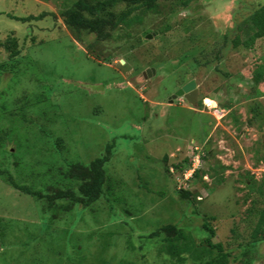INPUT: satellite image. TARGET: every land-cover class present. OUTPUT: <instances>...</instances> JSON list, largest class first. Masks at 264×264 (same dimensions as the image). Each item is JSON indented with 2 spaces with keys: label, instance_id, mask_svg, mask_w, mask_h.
<instances>
[{
  "label": "rangeland",
  "instance_id": "obj_1",
  "mask_svg": "<svg viewBox=\"0 0 264 264\" xmlns=\"http://www.w3.org/2000/svg\"><path fill=\"white\" fill-rule=\"evenodd\" d=\"M218 2L191 0L187 8L177 5L166 19L144 16L123 41L110 39L93 45V36L84 37L81 44L63 25L58 13L69 5L66 0H0V40L10 29L26 47L15 73L4 72L0 78V89L6 90L0 105L7 104V109L0 111V132L13 131L3 136L5 149L12 154L0 149V168H7L17 178L19 173L27 176L30 171L41 174L48 163L58 160L53 152L56 133L66 142L68 160L86 165L102 157L105 146L112 144L113 155L105 168L116 184L112 194H104L95 209H73L53 220L41 202L0 179V229L5 232L0 235L4 243L0 244V264H91L102 245H109L104 255L107 259L121 258V247L126 245L130 230L138 233L176 224L193 232L203 221L202 216L193 214L195 208L217 215L212 242L230 244L229 264L239 263L232 260L240 252L232 244L230 229L236 224L239 233L246 230L240 219L249 204L243 202L248 193L243 177L252 176L256 186L264 178V163L256 165L253 154L257 142L264 143V127L257 130L246 126L248 106L255 100L250 74L264 64V40H256L249 49L233 48L228 36L223 48L224 40L217 36L230 34V28L264 0H227L221 7ZM50 11L56 14L57 22L47 17L29 24L6 17L8 13L23 18ZM161 21L176 29L159 33ZM182 21H193L194 30L185 34ZM26 34L33 35L35 43L31 44ZM187 36L191 40H185ZM206 43L219 46L209 56L220 51V59L185 75L195 82L201 103L189 105L182 98L168 103V96L178 90L181 68L175 64L179 54L190 56L192 46ZM90 44L92 48H87ZM5 58L1 48L0 60ZM22 90L39 98V105L32 112L26 111L30 118L24 123L9 111ZM260 101L264 102V97ZM42 131L49 134L44 136ZM206 152L211 155L208 162L227 167L224 181L213 187L211 179L204 176L213 188L197 189L201 203L191 205L178 191L187 185L194 169L207 168L200 160ZM37 159L38 163L34 161ZM184 159L190 162L189 167L184 162L182 172L171 167ZM165 160L170 174L165 172ZM39 182L42 180L34 183L37 186ZM161 192L164 194L159 195ZM116 198L128 207L131 216L122 213ZM107 200L113 212L108 211ZM256 249L253 264H264V243ZM135 256L137 263L150 257L145 253L144 258ZM154 261L150 257L147 263Z\"/></svg>",
  "mask_w": 264,
  "mask_h": 264
},
{
  "label": "trees",
  "instance_id": "obj_2",
  "mask_svg": "<svg viewBox=\"0 0 264 264\" xmlns=\"http://www.w3.org/2000/svg\"><path fill=\"white\" fill-rule=\"evenodd\" d=\"M66 1L69 2V5L58 13L63 25L68 29L72 38L81 44H83L84 37L93 36V45H98L100 42L110 39H113L115 42H121L130 36V30L134 26L142 23L144 16H159L162 17L161 19H166L165 17L173 12L177 5L187 8L191 2V0ZM226 1L219 0L218 5L220 4L221 7ZM224 8L222 7L221 10H224ZM6 17L29 24L41 22L47 17L53 18L54 22L59 20L56 14L51 11L40 13L37 16L28 15L23 18L14 17L8 13ZM182 22L181 28L185 34H189V32L194 30L195 26L193 21ZM159 24L162 25L159 33H169L176 29V27L174 29L166 21H161ZM186 25H190V27L187 28ZM230 30V34L223 33V35L217 36L224 40L223 44L220 45L223 48L226 47L225 43L228 41V36L231 37L230 44L233 48L241 46L249 49L252 48L256 40H264V2L253 6L247 18L243 19L236 26H232ZM113 33H116L115 36ZM2 34L5 38L0 40V50L2 48L5 51L6 58L0 60V78L4 72H9L10 74L15 73L21 64V58L23 57L22 50L26 48L23 43H20L18 37L13 34L12 30H6ZM27 36H30L31 44L32 42L35 43L33 35L26 34ZM158 37L159 35L155 39ZM184 39L191 40L188 36L187 38L184 37ZM86 46L87 48H92L91 44ZM204 46H199L198 48L192 46L190 48V52L192 51L190 56L188 54L187 56L179 54L175 67L181 68L178 75L180 81L176 89L188 81L185 75L189 71L193 72L198 68L208 67L220 59V51L215 55L212 54V57L209 56V52H213L214 48H218L219 46L213 43L210 46L206 43ZM153 60L157 62L155 57H153ZM183 62L184 65L180 66ZM186 63L187 65H185ZM250 76L253 82L252 93L255 100L248 106L247 112L250 117L246 120V126L249 129L255 128L261 130L264 127V102L260 101L264 97V64L256 67ZM5 94L6 90L0 89V99L4 100L6 97ZM200 100L198 103H201ZM12 103L14 105H11V109L9 110L11 115L14 118L16 117V119L18 118L19 122L24 123L25 120L30 118L26 111H31L34 107L38 106L39 98H32L26 90H22L20 96L15 98ZM6 105H0L1 112H4L5 108L7 109ZM228 107V105L224 106L226 109ZM39 114L43 115L44 113L40 111ZM228 116L234 121L237 119L232 113H229ZM12 132V130L3 133L0 132V149L8 152L10 156L12 153L5 149L4 144L6 138H3V136H8ZM48 134L44 133L43 135L47 136ZM54 135L56 137L53 141V152L58 157V160L55 163H48L41 174L34 175L33 171H30L27 176L26 174L19 173L21 175L17 178L11 175L7 168H0V179L5 184L15 191L29 195L34 200L41 202L43 204V210L49 212L53 220L58 219L63 214L72 213L73 209L84 211L95 209L94 205L104 194L111 195L112 191L116 189H113L116 184L112 183L111 177L107 173V167L105 168V165L113 155L112 149L114 146L112 144L105 146L102 157L96 158L86 165L80 162L69 161L66 154L65 140L56 133ZM42 152L40 150V154L43 155ZM206 153L207 155L205 154L200 157V160L204 166L207 163V168L203 169L201 166H198L194 169L190 178L185 182L187 185H184L178 191L181 199L191 205H196L197 203L200 205L201 203L200 200H197L198 195L195 193L197 189L207 190L210 187L203 180L204 176H208L211 179V185L213 187L220 186L224 181L223 172L227 167L219 163L211 164L208 162L211 161V155L208 152ZM36 154H39V151ZM253 154L256 165L264 163L263 142H257L256 147L253 149ZM34 161L38 163L39 159ZM184 162L189 167L190 161L187 159H184L183 163L171 164V167L180 173L185 168ZM18 165L16 163V167ZM164 169L165 172H170L167 160H165ZM27 177L30 178L31 183L27 181ZM243 178L247 180L244 184L248 189V193L244 196L243 202H249V204L243 210V215L241 214L240 219H242L243 224L245 223L246 230L244 234L239 233L238 225L236 224L230 229L232 244H235L234 247L240 252L239 256L233 257L232 260H238V264H253L257 246L260 243H264V178L257 186L252 181V176H244ZM36 179L42 180V182H39V186H36V183H34ZM44 180H47V182H44ZM213 187L210 188L212 189ZM252 192L257 196L253 197L251 195ZM163 194L161 192L159 195ZM114 201L115 204L122 205L121 211L126 217L131 216L129 215L130 211L128 207L124 208L122 200L117 201L116 198ZM107 202L109 204L108 211L113 212L114 207H110V201L107 200ZM193 214L202 216L203 219L202 224L195 228V232H192L189 227H179L176 224H165L155 229L144 230L138 233L130 230L129 234L127 233L126 245H122L121 247V258L115 257L107 259L104 255L109 245H102V248L100 247V254L99 249L97 252L98 258L91 264H95L96 262L98 264H113V262L115 264H148L147 262H149L150 257H154L155 261L152 262L153 264H161L164 262L167 264H186L187 262L191 264H229L230 251L228 246L231 245L212 242V239L216 236L217 215H211L208 209H204L203 213H200L196 208ZM0 235H5L4 229H0ZM194 235L198 236V238L194 237ZM133 241L136 245H132ZM0 244H4L3 241L0 240ZM95 253H91V255ZM144 253L150 257L147 260L145 258L141 263H137L135 254L142 258Z\"/></svg>",
  "mask_w": 264,
  "mask_h": 264
},
{
  "label": "water",
  "instance_id": "obj_3",
  "mask_svg": "<svg viewBox=\"0 0 264 264\" xmlns=\"http://www.w3.org/2000/svg\"><path fill=\"white\" fill-rule=\"evenodd\" d=\"M146 72L147 74H149L150 71H146ZM151 72L154 73V70H151ZM197 96H198V91L196 89L195 82L193 80H190L188 83L184 84L181 88L175 91L169 97L168 101L172 102L174 99L183 98L189 105H195Z\"/></svg>",
  "mask_w": 264,
  "mask_h": 264
},
{
  "label": "flooded vegetation",
  "instance_id": "obj_4",
  "mask_svg": "<svg viewBox=\"0 0 264 264\" xmlns=\"http://www.w3.org/2000/svg\"><path fill=\"white\" fill-rule=\"evenodd\" d=\"M145 75H146V74H145ZM189 81H190V80H189ZM189 81H187L186 83H188ZM186 83H184V84H186ZM184 84H183V85H184ZM183 85H182V86H183ZM182 86H180L179 88H181ZM179 88H178V89H179ZM171 95H172V93L168 96V99H169V97H170ZM198 96H199V95H198ZM198 96H197V98H196V106H197L198 101H199V97H198ZM168 103H169V101H168Z\"/></svg>",
  "mask_w": 264,
  "mask_h": 264
},
{
  "label": "clouds",
  "instance_id": "obj_5",
  "mask_svg": "<svg viewBox=\"0 0 264 264\" xmlns=\"http://www.w3.org/2000/svg\"><path fill=\"white\" fill-rule=\"evenodd\" d=\"M151 71V70H150ZM154 73H155V71H154ZM183 99V98H182ZM184 100V99H183ZM185 101V100H184ZM196 105V104H195ZM194 106V105H193Z\"/></svg>",
  "mask_w": 264,
  "mask_h": 264
}]
</instances>
